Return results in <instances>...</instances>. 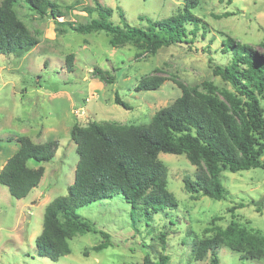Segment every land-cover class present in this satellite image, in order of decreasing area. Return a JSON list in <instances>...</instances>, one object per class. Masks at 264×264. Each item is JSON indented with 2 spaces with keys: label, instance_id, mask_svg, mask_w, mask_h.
I'll list each match as a JSON object with an SVG mask.
<instances>
[{
  "label": "rangeland",
  "instance_id": "obj_1",
  "mask_svg": "<svg viewBox=\"0 0 264 264\" xmlns=\"http://www.w3.org/2000/svg\"><path fill=\"white\" fill-rule=\"evenodd\" d=\"M53 1L61 6L58 21L77 24L96 16L84 10L85 6H95V0ZM100 1L114 9L111 19L115 23L122 24V9L127 21L136 26L147 25L143 16L162 19L178 13L185 3ZM200 1L193 11L206 23V32L200 29L193 44L165 46L155 53L143 52L141 41L113 46L103 31L60 32L57 20L50 14L40 17L24 1L16 6L19 17L39 42L23 56L0 54V172L19 149L17 138L21 135L36 143L56 139L59 147L50 162L29 161L31 167L43 165L45 172L28 196L15 198L0 183V264H143L147 255L156 261L162 253L169 256L166 264H210L211 253L196 260L194 246L225 228L232 219L228 209L240 203L245 206L235 210L236 218L264 233V155L262 167L222 172L227 195L217 200L201 194L192 198L185 179L195 178L197 165L186 154L162 152L159 158L168 167V188L177 199L176 208L142 216L134 223L131 206L120 197L94 202L78 208V212L91 221L96 233L74 231L71 253L58 261L36 251L35 239L43 228L45 208L56 197L67 195L75 179L79 160L77 145L71 138L75 124L149 123L159 109L171 105L182 94L173 77L187 85L198 84L204 91V81L233 89L213 73L210 58L215 63L228 60L221 51L227 36L255 46L264 41V0ZM227 12L231 14L217 17ZM72 53L71 70L67 57ZM97 69L109 71L114 82L96 74ZM152 75L165 77L164 84L156 90H141L143 77ZM116 93L132 108L115 103ZM104 242L109 244L106 248L94 249ZM218 256L220 264H264V259L243 258L225 245L218 249Z\"/></svg>",
  "mask_w": 264,
  "mask_h": 264
},
{
  "label": "trees",
  "instance_id": "obj_2",
  "mask_svg": "<svg viewBox=\"0 0 264 264\" xmlns=\"http://www.w3.org/2000/svg\"><path fill=\"white\" fill-rule=\"evenodd\" d=\"M22 1L40 17L50 14L56 19L61 13L60 4L53 0H2L0 54L23 56L39 42L17 13L16 6ZM200 4V0H185L178 13L162 19L143 16L147 25L136 26L127 21L122 9L119 11L122 24L115 23L111 19L114 9L95 0V6L84 7L88 14L96 13L90 21L75 24L56 19L57 28L60 32L72 29L82 34L103 31L110 36L113 46L141 41L143 52L155 53L165 46L193 44L200 29L206 32V23L193 11ZM221 51L228 60L215 63L210 58V63L213 73L228 81L232 90L204 81V91L198 84L187 85L173 77L182 94L171 105L159 109L149 123L115 126L91 121L86 126H73L71 138L79 155L75 179L67 195L56 197L45 208L43 228L35 239L38 255L58 261L71 253L70 238L74 231L96 233L91 221L78 212V208L94 202L120 197L131 206L134 223L142 216L147 218L176 208L177 199L168 188V167L159 158L162 152L186 154L197 165L195 178L185 179V188L192 198L201 194L225 199L227 189L222 172L263 166L264 41L255 46L227 36ZM73 61L72 53L67 57L71 70ZM95 73L109 83L115 80L109 71L97 69ZM165 79L158 75L143 77L139 88L156 90ZM115 103L132 108L119 93ZM17 140L19 149L1 170L0 183L8 187L12 196L21 199L40 184L45 172L43 165L31 167L29 161H52L59 141L36 143L27 135ZM244 206L240 203L229 208L232 219L226 227L196 242V260L211 253L210 264H220L218 249L222 245L241 253L243 258L264 259V233L236 218L235 210ZM108 245L104 242L94 249L101 251ZM168 260L166 253L160 254L156 261L147 255L143 264H166Z\"/></svg>",
  "mask_w": 264,
  "mask_h": 264
}]
</instances>
